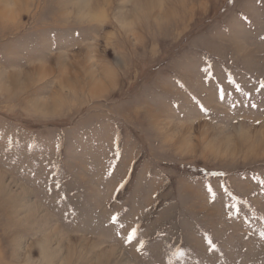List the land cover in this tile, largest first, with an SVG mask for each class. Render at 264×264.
Segmentation results:
<instances>
[{
    "label": "rangeland",
    "instance_id": "rangeland-1",
    "mask_svg": "<svg viewBox=\"0 0 264 264\" xmlns=\"http://www.w3.org/2000/svg\"><path fill=\"white\" fill-rule=\"evenodd\" d=\"M0 264H264V0H0Z\"/></svg>",
    "mask_w": 264,
    "mask_h": 264
},
{
    "label": "bare ground",
    "instance_id": "bare-ground-1",
    "mask_svg": "<svg viewBox=\"0 0 264 264\" xmlns=\"http://www.w3.org/2000/svg\"><path fill=\"white\" fill-rule=\"evenodd\" d=\"M33 70H34V69H33ZM41 73H42V72H41ZM12 81H13V80H12ZM28 81H29V80H28ZM80 83H81V82H80ZM90 85H91V84H90ZM81 86H82V84H81ZM81 86H80V87H81ZM86 89H87V88H86ZM76 90H77V89H76ZM82 91H84V90H82ZM89 91H90V90H89ZM91 91H92V90H91ZM72 92H73V91H72ZM82 94H83V93H82ZM54 98H55V97H54ZM52 101H53V100H52Z\"/></svg>",
    "mask_w": 264,
    "mask_h": 264
}]
</instances>
